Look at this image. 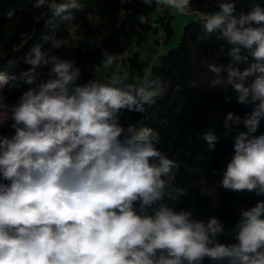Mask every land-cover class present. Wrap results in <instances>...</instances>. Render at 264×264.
Returning <instances> with one entry per match:
<instances>
[{
	"label": "clouds",
	"instance_id": "1",
	"mask_svg": "<svg viewBox=\"0 0 264 264\" xmlns=\"http://www.w3.org/2000/svg\"><path fill=\"white\" fill-rule=\"evenodd\" d=\"M140 2L173 17L193 16L203 39L223 42L227 63L206 64L208 86L226 89V105L234 93L248 111L223 115L232 155L216 187L251 194L255 202L237 206L231 225L198 213L195 204L182 206L189 189L178 176L203 169L162 149L156 129L126 117L146 113L171 85L154 78L151 65L142 75L122 71L127 52L102 43L85 78L77 56L60 52L66 40L45 36L47 48L35 45L25 54L26 70L0 72V264H264V0H207L209 11L193 0ZM32 7L47 9L41 14L49 25L56 17L75 20L85 4L35 0ZM137 19L156 26L154 12ZM35 33L34 27L18 39ZM21 85L27 90L7 103L5 89ZM200 138L215 153V128Z\"/></svg>",
	"mask_w": 264,
	"mask_h": 264
},
{
	"label": "trees",
	"instance_id": "2",
	"mask_svg": "<svg viewBox=\"0 0 264 264\" xmlns=\"http://www.w3.org/2000/svg\"><path fill=\"white\" fill-rule=\"evenodd\" d=\"M34 2L35 0H0V72L4 73L7 63L16 60V55L25 57L35 45L47 48L49 45L43 38L52 35L66 40V46L60 49L61 53L68 58L77 56L80 65L85 56H89L90 65L100 55L97 43H102L109 51L117 52L123 51L121 43L129 38H136V42L140 43L152 26L140 25L137 17L156 9L154 4L152 8H148L140 0H81L85 8L82 12L74 11L75 20L64 21L56 17L53 24L45 25L46 17L41 13H47V9H33ZM193 2L197 8L211 10L205 7L207 0ZM240 7L238 5V9ZM10 10H15L11 20L8 19ZM243 10L246 11L247 6ZM171 20L170 17L159 19L167 41L173 34ZM34 27L36 33L32 39L26 42L18 39L20 32H31ZM73 37L77 40L75 45L70 46L68 41ZM222 45L223 42L216 41L214 36L203 39L202 29L196 21L185 26L177 47L161 55L158 64L152 66L154 78L167 81L171 85L170 91L146 113H127L126 117L140 125L146 124L156 129L161 136L162 149L173 155L179 153L180 161L203 169L202 174L178 176L177 182L189 189L182 206L195 204L198 213L202 212L205 217L219 215L231 225L238 218V214L233 215L234 209L239 205L249 206L255 202L256 197L251 194L217 192L219 170L226 167L232 155V136L225 139L223 115L234 111L243 116L248 111L236 104L234 93H230L233 96L232 103L226 105L223 103L226 89L208 86L213 77L207 71L206 64L222 58L227 63ZM88 66L81 65L85 78L90 75ZM148 66L137 53L125 59V67L135 75L144 74L141 70ZM201 72H205L210 80L198 77ZM177 85L182 89L179 92L175 91ZM209 128H215L219 137L215 153L208 152L205 142L200 138V133ZM240 130L244 129L241 127ZM261 131H264V124ZM201 187L207 189L204 194L199 191Z\"/></svg>",
	"mask_w": 264,
	"mask_h": 264
},
{
	"label": "rangeland",
	"instance_id": "3",
	"mask_svg": "<svg viewBox=\"0 0 264 264\" xmlns=\"http://www.w3.org/2000/svg\"><path fill=\"white\" fill-rule=\"evenodd\" d=\"M163 14H164L163 11L162 12H159V10L158 11L157 10L154 11L155 23L157 24V26L160 29H162V27L160 25L159 19L163 17ZM194 21H196V18L193 17V16H189V19L186 20L184 23H182V22H180L178 20L176 22L173 21V23L171 24V28L173 30L172 36L170 37V39L166 43H164V42L161 43V44H163V47H164L163 48L164 53H166L167 51H170V50H172V49L177 47V45L179 43V40H180V36H181V34L183 32V29L185 28V26H187L188 24H190V23H192ZM70 32H71V34H73V30H71ZM149 33H153L152 30H150ZM162 39L163 40L166 39L164 31H163ZM75 40H77V39L75 37H73V39L68 41V44L70 46L75 45ZM16 57H17L16 60H11V61H9L7 63L5 69L3 70L4 73H6V74H18L21 70H26L28 68V65H26L24 63V57L21 54L16 55ZM96 59L99 62L100 56H97ZM89 61H90L89 60V56H85V59L83 60L81 65L88 66L89 65ZM93 63H95V58H94V62ZM198 77H202L203 80H207V79H208V81L210 80V78L205 74V72H201ZM44 78L46 79V77H44ZM24 90H27V86H25V85H21L19 90L15 89V88H12V89L9 90L8 88H6L5 91H4V95L7 98L6 102L9 103V104L13 103L15 101V99ZM0 122H3V121L0 120ZM4 132L6 134L9 133V129L7 127H5L4 128Z\"/></svg>",
	"mask_w": 264,
	"mask_h": 264
},
{
	"label": "crops",
	"instance_id": "4",
	"mask_svg": "<svg viewBox=\"0 0 264 264\" xmlns=\"http://www.w3.org/2000/svg\"><path fill=\"white\" fill-rule=\"evenodd\" d=\"M155 10H159V12L163 11V17L165 18L170 17L172 19L171 24L173 23V21L176 22L177 20L184 23L186 20L189 19V17L173 18L172 15H170L167 11L163 9ZM151 30L153 33H149L148 35H146L140 43L136 42V38H129L121 43L123 48L122 52H127V56L125 57V59L131 54L137 53L140 59L146 61L149 65L154 66L158 64L160 56L164 54V47L161 43H166L167 40L162 39L163 31L157 26V24L155 27H151ZM95 63H98L97 59L95 60ZM121 70H127V68L124 66V68H122ZM102 75H107V73H103Z\"/></svg>",
	"mask_w": 264,
	"mask_h": 264
}]
</instances>
